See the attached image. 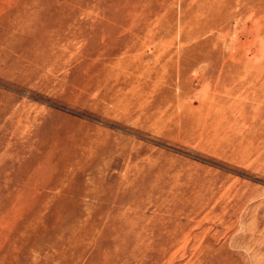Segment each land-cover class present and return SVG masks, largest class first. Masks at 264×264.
<instances>
[{"label":"rangeland","instance_id":"1","mask_svg":"<svg viewBox=\"0 0 264 264\" xmlns=\"http://www.w3.org/2000/svg\"><path fill=\"white\" fill-rule=\"evenodd\" d=\"M0 264H264V0H0Z\"/></svg>","mask_w":264,"mask_h":264}]
</instances>
